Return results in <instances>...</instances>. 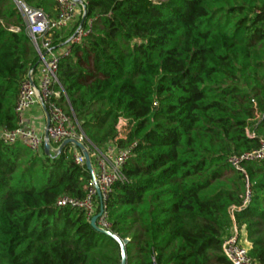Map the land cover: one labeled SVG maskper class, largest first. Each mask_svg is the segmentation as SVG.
<instances>
[{
    "label": "trees",
    "instance_id": "1",
    "mask_svg": "<svg viewBox=\"0 0 264 264\" xmlns=\"http://www.w3.org/2000/svg\"><path fill=\"white\" fill-rule=\"evenodd\" d=\"M21 1L58 15L52 0ZM84 1L90 30L59 63L55 102L89 150L133 145L104 202L126 264H230L234 231L264 264V158L242 160L264 144V0ZM38 59L18 6L0 0V133L16 129ZM89 181L71 146L33 154L0 138V264H119L83 210L57 206L84 200Z\"/></svg>",
    "mask_w": 264,
    "mask_h": 264
},
{
    "label": "built area",
    "instance_id": "2",
    "mask_svg": "<svg viewBox=\"0 0 264 264\" xmlns=\"http://www.w3.org/2000/svg\"><path fill=\"white\" fill-rule=\"evenodd\" d=\"M19 8L23 16L26 32L32 46L38 53V65L31 70L20 82L19 93L14 110L17 120V127L12 132L2 131L0 138L8 146L20 144L33 154H40L43 151L45 142L44 131L36 132L32 127L26 125L25 113L39 106L42 108L48 119V144L50 152H55L65 140H73L83 144L89 155L91 153V165L94 178L100 191V200L97 197L96 189L90 178L88 182V194L82 201L62 197L58 200L57 206H70L83 210L87 219L95 216L100 207L103 212L97 219L99 228L109 231L110 225L107 220L104 202L111 186L124 179L122 169L131 156V145L127 149L118 150L113 144H108L101 150L86 146L87 142L79 126L56 104V99L61 91L58 82V66L62 59L71 55V47L81 43L90 30V27L80 26L84 15V0H52L57 5L58 15L55 19L48 18L42 10L31 9L24 5L21 0H12ZM79 23L72 32L65 47L59 53L53 51L50 35L57 30H63L70 25ZM74 152V163L84 166V159L80 151L71 146ZM264 158V144L260 145L258 151L246 154L242 157L244 161L262 160ZM239 161L232 160L231 165L238 168ZM96 200L97 205H96ZM247 201V199H246ZM96 207H98L96 209ZM222 252L230 264H259L248 256L246 247L238 238L237 233L228 236L222 246Z\"/></svg>",
    "mask_w": 264,
    "mask_h": 264
},
{
    "label": "water",
    "instance_id": "3",
    "mask_svg": "<svg viewBox=\"0 0 264 264\" xmlns=\"http://www.w3.org/2000/svg\"><path fill=\"white\" fill-rule=\"evenodd\" d=\"M85 20V8H84V15L81 19L80 22V26H83ZM48 129H49V119L47 117L46 120V127H45V131H44V145H43V152L45 154H50V146L48 144ZM66 146H73L75 147L78 151H80L81 155L83 156L84 159V167L85 170L88 172V174L90 175L91 180L93 181L94 184V188L96 189V193H97V197L100 200V191L98 189V186L96 184L95 178H94V173H93V169H92V165H91V159H90V155L86 149V147L76 141L73 140H65L63 141L60 146L58 147V149L54 152L55 154H60L61 151L66 147ZM103 212L102 207H100L99 212L93 216L90 221H89V225L90 227L96 231L99 234H102L106 237H108L109 239H111L113 242H115L118 246H119V250H120V263L119 264H126V254H125V242L120 240L116 235L112 234L110 231H106L103 230L101 228H99L96 224L97 219L101 216Z\"/></svg>",
    "mask_w": 264,
    "mask_h": 264
},
{
    "label": "crops",
    "instance_id": "4",
    "mask_svg": "<svg viewBox=\"0 0 264 264\" xmlns=\"http://www.w3.org/2000/svg\"><path fill=\"white\" fill-rule=\"evenodd\" d=\"M72 26L73 25H70V27H68L66 31H70V28H72ZM68 39L63 42H60L59 45L53 48V51L55 53L61 52L66 46L65 43L68 41ZM24 118L26 125L32 127L36 132L41 133L44 131V128L46 127L47 115L45 111L39 106H34L33 108L29 109L25 113Z\"/></svg>",
    "mask_w": 264,
    "mask_h": 264
},
{
    "label": "rangeland",
    "instance_id": "5",
    "mask_svg": "<svg viewBox=\"0 0 264 264\" xmlns=\"http://www.w3.org/2000/svg\"><path fill=\"white\" fill-rule=\"evenodd\" d=\"M73 26H72V28H70V32L69 31H66V29H64L65 30V32H63L62 34H63V36H64V38L63 39H66L67 38V36L70 34V33H72L74 30H75V28L77 27L75 24H72ZM67 33V36L66 35H64V34H66ZM244 245V244H243ZM246 247V246H245Z\"/></svg>",
    "mask_w": 264,
    "mask_h": 264
}]
</instances>
